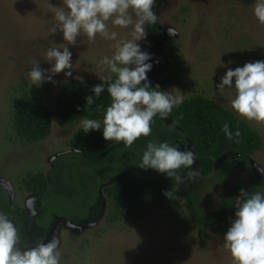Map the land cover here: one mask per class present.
<instances>
[{
    "label": "rangeland",
    "instance_id": "rangeland-1",
    "mask_svg": "<svg viewBox=\"0 0 264 264\" xmlns=\"http://www.w3.org/2000/svg\"><path fill=\"white\" fill-rule=\"evenodd\" d=\"M47 2L54 7L62 4V0ZM47 2L0 0V187L12 207L29 219L18 226L11 220L20 229L21 247H34L41 240L47 243L55 236L61 253L60 264H232L230 254L223 247V237L234 217L200 229L193 227L181 203L176 214L149 207L146 200L130 211L116 209L112 197L103 188L115 180L117 171L110 175L99 171L94 175L96 171H91L89 182L94 179L98 182L92 189L93 199L86 216L68 219L53 214L47 229L32 220L40 212L42 201L39 195L24 188L22 180L29 172H46L59 153L74 151L70 139L81 125L77 122L61 126L53 120L46 139L25 143L13 127L14 106L22 95L28 94L52 108L66 82L77 76L83 80H100L98 77L108 73L99 62L113 55L116 43L100 36L93 43L86 37H78L77 44L69 46L72 76L66 77L62 71L49 82L32 85L28 73L34 62L39 61L40 68L47 71L52 62L47 61L46 50L64 43L62 33L49 32L55 19ZM254 3L255 0H156L153 11L158 23L155 27L145 24L146 36L137 42L152 57L146 61L153 65L147 73L148 80L164 78L163 91L178 89L185 99L206 97L234 113L230 108L231 96L221 95L216 85L227 71L222 64L234 70L248 62L264 61V25L253 15ZM108 23L110 30L118 32V40L131 39V27L122 29L113 27L111 21ZM169 27L178 35L169 36ZM164 120L169 122L168 116ZM251 127L259 134L261 146L248 159L258 178L264 180V175L257 171L258 167L264 168V127ZM146 148L132 151L116 170L120 165H128L142 177L158 174L153 169L138 167ZM188 150L196 158L193 168L200 170L189 140L183 151ZM77 168L75 162L72 171L77 173ZM250 181L249 168L227 154L217 161L211 174L201 172V177L190 183L199 199L197 207L203 211L221 206L228 185Z\"/></svg>",
    "mask_w": 264,
    "mask_h": 264
},
{
    "label": "clouds",
    "instance_id": "clouds-1",
    "mask_svg": "<svg viewBox=\"0 0 264 264\" xmlns=\"http://www.w3.org/2000/svg\"><path fill=\"white\" fill-rule=\"evenodd\" d=\"M155 5L156 0H62L59 7L47 2L55 19L49 32L62 33L64 43L46 50L47 61L52 62L47 71L40 68L39 61L34 62L28 73L32 85L49 82L62 71L66 77L72 76L69 46H75L78 37H86L89 43L95 42L97 36L116 41L113 55L105 56L99 62L108 73L98 77L104 83L92 88L93 95L99 97L107 85L111 103L104 112L103 127L101 121L87 118L82 119L80 125L85 133L102 128L105 141L122 142L126 148H131L140 138L150 136L154 117L167 118L185 99L178 89H173L175 94L173 90L161 91L159 85L152 87L148 81L147 73L153 65L146 61L152 57L142 51L137 42L146 36L145 24L158 23L159 18L153 11ZM253 15L260 25H264V0H255ZM109 21L113 27H131V39L118 40L119 34L110 30ZM167 32L169 36L178 35L172 27ZM222 67L227 71L216 85L217 91L231 96L230 108L237 116L251 126L264 127V61L248 62L234 70L228 65L222 64ZM75 79L83 82L82 77ZM93 95L86 97L88 106L94 102ZM222 131L230 140L241 135L238 129L233 133L227 123ZM76 151L79 152V148ZM195 159L192 151L178 150L168 142L149 141L138 167L165 174L180 186L188 179L195 181L201 177V171L193 168ZM186 169V175H182ZM257 171L264 175V168L258 167ZM176 186L163 195L173 201H182L175 195ZM234 205L235 216L223 237V247L230 254L232 264H264V193L241 189ZM58 243L53 236L47 243L41 240L34 247L23 248L20 229L7 215L0 214V264H60Z\"/></svg>",
    "mask_w": 264,
    "mask_h": 264
},
{
    "label": "trees",
    "instance_id": "trees-1",
    "mask_svg": "<svg viewBox=\"0 0 264 264\" xmlns=\"http://www.w3.org/2000/svg\"><path fill=\"white\" fill-rule=\"evenodd\" d=\"M155 27V24H153ZM151 86L159 85L163 91L164 78L149 79ZM104 81L83 82L72 79L66 82L55 97L52 108L36 96L22 95L16 102L13 110L12 123L19 139L25 143L39 142L46 139L52 129V122L56 120L61 126L80 122L82 119H97L102 121L104 112L111 103L105 91L99 97L92 93V88ZM93 95V104H86V97ZM169 122H165L159 115L154 117L151 124V135L142 137L134 142L131 148L105 141L103 129L83 132L80 126L70 139V146L74 151L56 155L51 160V166L46 172L27 173L22 184L24 188L41 197V207L38 215L32 220L39 226L47 229L53 214L68 219L86 216L87 208L92 203V189L98 181L92 177L91 171L110 175L117 171L115 180L103 188L106 195L111 196L116 209L126 211L140 206L142 200L150 202L149 207L170 211L176 214L178 206L184 205L190 215L193 227L205 229L215 224H222L230 217L235 216V198L241 189L250 193L259 191L264 193V180L258 178L249 163L248 157L261 146V138L257 131L248 122L233 112L225 109L216 102L202 96H191L178 107H174L168 115ZM229 124L233 133L238 129L239 137L228 139L222 131L223 125ZM190 141L198 159L199 168L205 175L214 171L217 161L227 155L242 161L250 170L251 181L248 184L227 186L222 197L221 206L215 210H200L198 196L191 179L184 185L176 186L174 179L165 174L142 177L137 175L128 165H120L132 151L147 147L149 141L168 142L180 150V146ZM79 148V152L76 149ZM77 162V173L72 171ZM124 166V167H123ZM188 170H185L186 174ZM174 186L178 188L175 195L181 200H170L163 195ZM0 213L10 220L20 223L29 220L26 214L13 208L4 189L0 187Z\"/></svg>",
    "mask_w": 264,
    "mask_h": 264
},
{
    "label": "water",
    "instance_id": "water-1",
    "mask_svg": "<svg viewBox=\"0 0 264 264\" xmlns=\"http://www.w3.org/2000/svg\"><path fill=\"white\" fill-rule=\"evenodd\" d=\"M180 150H181V151L184 150V146H183V145L180 146ZM184 175H186V174H184Z\"/></svg>",
    "mask_w": 264,
    "mask_h": 264
}]
</instances>
